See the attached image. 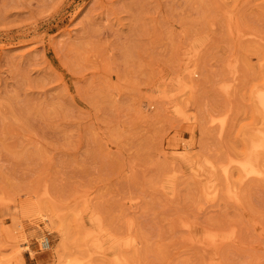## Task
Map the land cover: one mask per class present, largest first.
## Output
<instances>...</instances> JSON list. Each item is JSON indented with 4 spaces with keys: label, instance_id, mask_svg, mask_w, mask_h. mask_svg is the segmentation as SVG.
I'll return each instance as SVG.
<instances>
[{
    "label": "rangeland",
    "instance_id": "obj_1",
    "mask_svg": "<svg viewBox=\"0 0 264 264\" xmlns=\"http://www.w3.org/2000/svg\"><path fill=\"white\" fill-rule=\"evenodd\" d=\"M261 89L264 0H0V264H264Z\"/></svg>",
    "mask_w": 264,
    "mask_h": 264
},
{
    "label": "bare ground",
    "instance_id": "obj_2",
    "mask_svg": "<svg viewBox=\"0 0 264 264\" xmlns=\"http://www.w3.org/2000/svg\"><path fill=\"white\" fill-rule=\"evenodd\" d=\"M194 43V42H193ZM197 51V50H196ZM255 99H256V102H257V106L262 110V112H264V89H261V91H257L256 92V94H255ZM173 110H174V113H181V111H180V109H177L176 107H173ZM214 119V118H213ZM215 120V119H214ZM213 120V121H214ZM220 128H222V126H223V119L220 121ZM219 128V129H220ZM254 134V133H253ZM258 138H256V139H252V141H251V144H250V146H249V149H248V151H247V153H246V155H244V158L242 157V159H239V160H234V159H231L230 160V162H235L236 164H237V166L240 168V170L243 172V174H241V175H260L262 172H261V170L259 169V165H257V164H259L258 162H256L258 159V157H259V151H260V149L261 148H264V140H262V138H264V137H262V136H257ZM186 145V144H185ZM184 153V152H183ZM175 155H177V156H179L180 158L182 157V156H186V155H182V154H175ZM258 156V157H257ZM185 158V157H184ZM257 159V160H256ZM182 160H183V157H182ZM184 161V160H183ZM230 164V163H229ZM235 164V165H236ZM201 165V164H200ZM203 165V164H202ZM201 165V166H202ZM214 165V164H213ZM194 166V165H193ZM199 167V166H198ZM227 166L225 165L224 167H223V171L226 173V171H227ZM201 169V168H200ZM176 173V172H175ZM199 173V172H198ZM228 175V174H227ZM216 186V185H215ZM230 186V185H229ZM211 187V186H210ZM212 193H213V191H212ZM209 194V193H208ZM97 222V221H96ZM101 229V228H100ZM87 231V230H86ZM208 234V233H207ZM205 235V234H204ZM124 236V235H123ZM129 236V235H128ZM113 237V236H112ZM128 238H130V237H128ZM208 238V240H210L211 241V243H213V242H215L217 239L215 238V236H210V237H207ZM207 238H205L204 237V239H206L207 240ZM122 239V238H121ZM114 240V239H113ZM122 241V246H134V243H136V242H133L132 240L131 241H128L127 239H125L124 238V240L122 239L121 240ZM210 241H208L209 243H210ZM213 241V242H212ZM97 243H99V241L97 242ZM206 243H207V241H206ZM115 244V243H114ZM40 245L42 246V247H49L50 246V243H49V241H48V239H43L41 242H40ZM104 246V245H103ZM109 246V245H108ZM115 247H116V244H115ZM101 248H102V246H101ZM113 249V248H112ZM101 250V249H100ZM102 250H105V251H108L107 249H104V248H102ZM109 250H111L110 248H109ZM122 252V251H121ZM117 256V255H116ZM114 258H116V257H114ZM113 258V259H114ZM115 260V259H114ZM114 260L112 261V263H110V264H114V263H116V261H118V260H115V262H114ZM125 260V259H124ZM114 262V263H113ZM89 264V263H88ZM106 264H109V262L108 263H106ZM116 264H118V263H116ZM121 264H122V262H121Z\"/></svg>",
    "mask_w": 264,
    "mask_h": 264
}]
</instances>
